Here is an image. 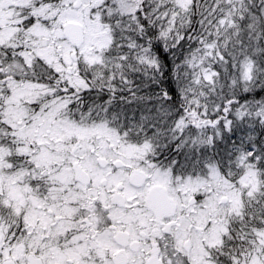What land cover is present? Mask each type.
Segmentation results:
<instances>
[{
    "label": "snow or ice",
    "instance_id": "1",
    "mask_svg": "<svg viewBox=\"0 0 264 264\" xmlns=\"http://www.w3.org/2000/svg\"><path fill=\"white\" fill-rule=\"evenodd\" d=\"M0 264H264V0H0Z\"/></svg>",
    "mask_w": 264,
    "mask_h": 264
}]
</instances>
